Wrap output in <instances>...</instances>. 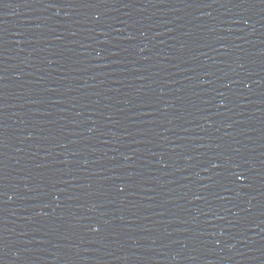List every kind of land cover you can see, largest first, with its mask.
<instances>
[{"label":"water","instance_id":"water-1","mask_svg":"<svg viewBox=\"0 0 264 264\" xmlns=\"http://www.w3.org/2000/svg\"><path fill=\"white\" fill-rule=\"evenodd\" d=\"M0 264H264V0H0Z\"/></svg>","mask_w":264,"mask_h":264}]
</instances>
